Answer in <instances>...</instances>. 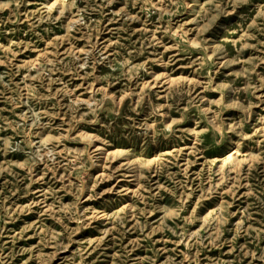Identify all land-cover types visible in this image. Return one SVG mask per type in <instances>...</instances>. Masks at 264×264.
<instances>
[{
	"label": "rangeland",
	"instance_id": "374dc122",
	"mask_svg": "<svg viewBox=\"0 0 264 264\" xmlns=\"http://www.w3.org/2000/svg\"><path fill=\"white\" fill-rule=\"evenodd\" d=\"M0 264H264V0H0Z\"/></svg>",
	"mask_w": 264,
	"mask_h": 264
}]
</instances>
